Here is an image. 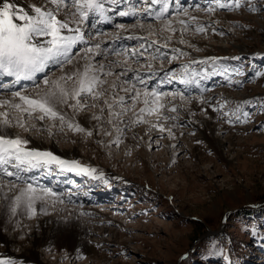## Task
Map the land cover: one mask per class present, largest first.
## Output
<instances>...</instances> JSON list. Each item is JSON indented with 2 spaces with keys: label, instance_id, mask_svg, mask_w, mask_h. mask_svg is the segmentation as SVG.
Masks as SVG:
<instances>
[{
  "label": "rangeland",
  "instance_id": "obj_1",
  "mask_svg": "<svg viewBox=\"0 0 264 264\" xmlns=\"http://www.w3.org/2000/svg\"><path fill=\"white\" fill-rule=\"evenodd\" d=\"M221 2H239L240 7L219 8L216 0H171L170 16L187 21L189 30L183 38L191 47L179 44L177 31L169 48L163 49L169 56L176 55L171 51L176 47L188 53L165 63V69L179 70L193 58L214 57L215 68L221 73L228 70L230 79L224 74L209 75L200 80L199 88L185 89L178 82L161 86L165 91L201 97L211 107L196 100L186 105L195 115L181 112L180 126L172 129L175 139L166 132L149 131L147 124L125 129L118 146L112 142L115 132L112 136L94 132L91 137L68 129L54 136L31 133L41 150L95 168L103 178L60 172L55 167L50 172L28 173L56 190L79 193L73 203L49 208L47 216L76 218L85 229L83 242L70 251L67 246L39 248L34 262L27 252L34 250V233H41L33 223L43 216L28 224L17 217L10 223L12 233L1 230L15 244L8 248L0 241V260L14 264H229V260L231 264H264V0ZM133 7L141 9L146 4L137 0ZM209 7L215 10L208 12ZM177 9H186L188 16ZM139 20L152 25L156 34L151 39L163 41L171 35L150 17L139 16ZM136 21L117 22L104 33L118 32V24L131 28ZM197 26L206 31L195 32ZM116 43L118 48H130L137 41ZM190 68L211 73L214 65L209 59L208 64ZM217 101L229 112L236 106L242 109L234 126L212 110ZM76 119L88 128L96 123L83 124L84 114ZM148 119L154 122L157 117ZM213 137L217 147L209 141ZM25 254L28 258L22 257Z\"/></svg>",
  "mask_w": 264,
  "mask_h": 264
},
{
  "label": "snow or ice",
  "instance_id": "obj_2",
  "mask_svg": "<svg viewBox=\"0 0 264 264\" xmlns=\"http://www.w3.org/2000/svg\"><path fill=\"white\" fill-rule=\"evenodd\" d=\"M121 3L123 0H25L19 6L18 0H0V201L10 219L50 215L49 208L71 204L74 195H79L45 186L38 176L28 173L50 172L55 167L60 172L103 178V173L97 174L95 168L34 146L31 133L54 136L68 129L91 137L94 132L105 136L115 132L112 142L118 146L125 129L147 124L149 131L166 132L175 139L172 129L180 126L181 112H191L186 105L193 100L209 107L211 104L201 97L186 95L185 91H165L161 86L178 82L185 89L199 88L200 80L209 75L224 74L230 79L227 69L221 73L215 68L214 57L209 58L214 65L211 73L190 68L191 64H208L209 59L193 58L179 70L163 67L188 55L179 47L171 48L176 55L163 51L169 48L177 31L179 44L191 47L183 38L189 30L187 21L170 16L171 0H144V8L129 6L117 10ZM216 6L239 8L240 4L216 0ZM214 10L207 8L208 12ZM177 11L188 16L186 9ZM112 14L150 17L171 35L163 41L151 39L156 33L145 20H137L131 28L118 24L119 31L111 35L90 30V26L95 27L94 18L96 24H111ZM177 23L178 29L174 28ZM194 31L204 33L206 29L197 26ZM123 39L135 40L137 44L115 47ZM216 103L212 110L220 113L221 119L232 126L234 120H240L239 106L229 112L225 104ZM81 114L85 124L96 123L91 128L81 126L76 119ZM191 114L194 116L195 112ZM153 116L157 117L154 122L148 119ZM244 116L247 118L248 114ZM169 122L171 125L166 127ZM25 132L29 135L21 134ZM0 264L14 262L0 260Z\"/></svg>",
  "mask_w": 264,
  "mask_h": 264
},
{
  "label": "bare ground",
  "instance_id": "obj_3",
  "mask_svg": "<svg viewBox=\"0 0 264 264\" xmlns=\"http://www.w3.org/2000/svg\"><path fill=\"white\" fill-rule=\"evenodd\" d=\"M136 0H130V2H134ZM25 3V0H18L19 6H23ZM127 22V21H126ZM128 23V22H127ZM90 30L92 32L95 31V27L90 26ZM147 33H141V35H145ZM28 83V82H26ZM78 118V117H77ZM83 124H85L83 122ZM213 124V123H211ZM86 125V124H85ZM207 125V124H206ZM210 128V127H209ZM216 129V128H215ZM211 130V129H210ZM215 131V130H214ZM216 139L213 137V139L210 138V143L215 145L219 144L218 142L215 141ZM219 141V140H218ZM34 146L39 147L35 141H33ZM224 147V145L222 146ZM220 151V150H218ZM217 151V153H218ZM222 152V151H221ZM219 154V153H218ZM44 184V183H42ZM45 185V184H44ZM70 210V209H69ZM68 213V212H66ZM70 214V213H69ZM43 218L38 220L37 222L33 223L34 229H40L41 233L37 234L36 232L34 233L33 236V244H34V250L29 251L28 250V256L32 257V261H38L36 260L39 257V254L36 252L37 249H43V248H49L51 246H56V247H68L69 251L71 250V247L79 246L82 244V236L83 234V229L79 223L75 221V219H61V218H54V217H49V216H44L42 215ZM76 217V216H75ZM19 218H22L24 221V224H28L31 219L27 218L26 216H19ZM9 218V214L7 212L6 207L4 206V202L0 201V241H3L8 248L14 247V240H10L7 237H5L2 234L3 229L6 231L12 233V229L10 223L14 220ZM33 222V221H31ZM85 231V229H84ZM107 232V231H106ZM14 238H18L19 235L16 234L13 236ZM80 239V240H79ZM10 249H8V254H11ZM38 251V250H37ZM6 252V253H7ZM39 252V251H38ZM22 257H27V255H22ZM28 258V257H27ZM31 259V258H30Z\"/></svg>",
  "mask_w": 264,
  "mask_h": 264
}]
</instances>
